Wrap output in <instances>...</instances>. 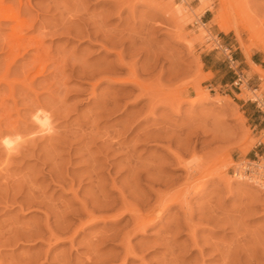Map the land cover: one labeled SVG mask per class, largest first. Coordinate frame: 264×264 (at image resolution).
Returning <instances> with one entry per match:
<instances>
[{
	"label": "rangeland",
	"instance_id": "374dc122",
	"mask_svg": "<svg viewBox=\"0 0 264 264\" xmlns=\"http://www.w3.org/2000/svg\"><path fill=\"white\" fill-rule=\"evenodd\" d=\"M202 1L4 0L0 264H264V0Z\"/></svg>",
	"mask_w": 264,
	"mask_h": 264
},
{
	"label": "bare ground",
	"instance_id": "6f19581e",
	"mask_svg": "<svg viewBox=\"0 0 264 264\" xmlns=\"http://www.w3.org/2000/svg\"><path fill=\"white\" fill-rule=\"evenodd\" d=\"M204 1V0H203ZM202 1V2H203ZM210 1V0H209ZM4 0H0V19H3V20H11V21H13V23H14V25H20L21 24V22H20V20H19V16H18V13H16V12H14V10L12 11L11 9H9L10 7H11V5H9L10 7L9 8H7L6 9V7H4L5 5H4ZM205 2V1H204ZM207 2V3H206ZM206 2H205V4L207 5V6H209V9H210V6H211V4H209L208 3V1L206 0ZM11 3V2H10ZM172 3V2H171ZM236 3V2H235ZM12 4V3H11ZM14 4H15V2H14ZM202 5H204L203 3H202ZM206 5H204V6H206ZM200 7V6H199ZM12 8V7H11ZM203 8V7H202ZM169 11V10H168ZM180 11V10H179ZM244 11V10H243ZM227 12H228V10H227ZM226 13V12H225ZM179 14V13H178ZM228 14H229V12H228ZM249 14V13H248ZM175 15V14H174ZM232 15V14H231ZM234 15H237V18H236V23H235V26H232L231 25V23H230V21L228 20V17L226 16V14H221V22L220 21H218V22H220V25H219V27H220V29L222 30V31H224V32H228V31H230V30H232V29H235L237 32H238V36L240 35L239 34V31H238V27H239V25H242L243 27H244V29L245 30H247L250 34H251V37L252 36H256L257 37V35H258V29L256 28V26H255V23H254V21L252 20V19H250V17L248 18V16H244V17H242V16H239L237 13H234ZM169 18H170V16H169ZM252 18V17H251ZM21 19V18H20ZM175 19V18H174ZM21 21H22V19H21ZM233 21V20H232ZM231 21V22H232ZM25 23V22H24ZM176 23V22H175ZM181 23V22H180ZM179 23V24H180ZM26 24H27V22H26ZM23 25H25V24H21V27L23 26ZM181 25V24H180ZM25 26H27V25H25ZM241 26V27H242ZM156 27H154V29H155ZM19 29V28H18ZM100 29V28H99ZM16 30H14V32H15ZM18 32V31H17ZM100 33V32H99ZM106 34V33H105ZM113 34V33H112ZM18 35V34H17ZM104 36V35H103ZM110 37V36H109ZM23 36H17V38H16V43L18 44V43H20V44H22V43H27L26 42V40L23 42ZM112 39V38H111ZM122 40V39H121ZM106 41V40H105ZM117 41V40H116ZM255 41V40H254ZM119 42V41H118ZM29 44L31 43V41L30 42H28ZM110 43V42H109ZM115 43V42H114ZM114 43H112V44H114ZM29 44H28V46H29ZM34 44V43H33ZM32 43H31V46L33 45ZM116 44V43H115ZM117 44H119V43H117ZM250 44H251V41H250ZM249 44V45H250ZM27 46V45H26ZM102 46V45H101ZM251 46V45H250ZM246 47V46H245ZM246 50V49H245ZM117 56H118V58L119 59H122V56H121V53L120 52H118L117 53ZM250 60V59H249ZM124 63V62H123ZM251 64L254 66V68H255V70H256V72L257 73H259L261 76H264V70H262L261 69V67L260 66H258V65H255V64H253L252 62H251ZM120 65V64H119ZM125 66V65H124ZM46 69V68H45ZM38 72V71H37ZM41 72V71H40ZM130 72H131V70H130ZM130 72H128V74L130 75ZM132 74V73H131ZM134 74V73H133ZM130 78H131V75L129 76ZM137 78V77H136ZM129 80V79H128ZM125 81V80H124ZM129 81H132V82H134V84L133 85H136V86H140L141 84H139L140 83V81H138V80H136L135 79V76H134V78H131ZM143 85V84H142ZM138 87H136V88H138ZM142 88V87H141ZM253 92V91H252ZM145 95H147V94H145ZM149 95V94H148ZM256 97V96H255ZM256 99V98H255ZM150 103V102H149ZM153 103V102H152ZM156 103V102H155ZM148 105V104H147ZM183 147V146H182ZM171 155V154H170ZM179 156V155H178ZM175 157V160H176V156H174ZM178 165V164H177ZM188 166V165H187ZM188 167H190V166H188ZM244 169H245V166H243V163H238V164H236L235 165V167H234V172H233V176H236L238 179H243V178H249L250 180H253L254 182H257L258 183V179L257 178H255L254 176H247V175H245L244 174ZM184 170V169H183ZM187 172V171H186ZM224 175V174H223ZM232 176V177H233ZM223 178V177H222ZM221 178V179H222ZM224 180L226 181L227 179H226V177L224 176ZM224 181V182H225ZM227 182V181H226ZM229 182H227V184H228ZM226 184V185H227ZM193 185H195V184H193ZM224 190H225V188H224ZM158 198V197H157ZM162 200V199H161ZM163 202H164V200H163ZM163 202H162V204H163ZM161 203V202H160ZM183 204V203H182ZM161 205V204H160ZM150 207V206H149ZM169 210V209H168ZM189 213H190V211H189ZM211 214V213H210ZM223 214V213H222ZM212 215V214H211ZM210 215V216H211ZM136 216V215H135ZM214 216V215H213ZM215 217V216H214ZM218 217V216H217ZM146 218V217H145ZM207 218H208V216H207ZM210 218V217H209ZM212 218V217H211ZM135 219H136V217H135ZM138 219V218H137ZM144 219V218H143ZM213 219V218H212ZM215 219H216V217H215ZM218 219V218H217ZM220 219H222V218H220ZM145 221V220H144ZM209 221V220H208ZM139 222V221H138ZM140 222H141V220H140ZM143 222V221H142ZM141 222V223H142ZM146 222V221H145ZM214 222V221H213ZM224 222V221H223ZM137 223V222H136ZM216 223H217V221H216ZM143 224H145V223H143ZM146 224H148V223H146ZM145 224V225H146ZM220 224V223H219ZM141 225V224H140ZM137 226V225H136ZM192 226V225H191ZM141 227V226H140ZM139 229H141V228H139ZM176 231V230H175ZM173 235H174V233H173ZM192 236V235H191ZM169 237V236H168ZM193 237V236H192ZM191 237V238H192ZM171 239V238H170ZM192 243V242H191ZM166 244V243H165ZM171 245V244H170ZM168 247V246H167ZM197 247V246H196ZM169 248V247H168ZM170 249V248H169ZM224 250V249H223ZM225 251V250H224ZM170 253H172V252H170ZM225 253H227V251L226 252H224V254ZM220 254V253H219ZM222 254V253H221ZM222 256V255H221ZM226 256V255H225ZM170 257V256H169ZM227 257H229V256H227ZM230 258V257H229ZM168 259V258H167ZM178 259V258H177ZM176 259V260H177ZM169 260V259H168ZM167 260V261H168ZM170 260H172V259H170ZM175 260V261H176ZM225 260H227L226 258H225ZM224 260V261H225ZM230 261V260H229ZM233 262H235L234 260H232ZM173 262V261H172ZM228 262V261H227ZM232 262V263H233ZM167 264V263H166ZM170 264H171V262H170ZM174 264H176V263H174ZM178 264V263H177ZM224 264V263H223ZM227 264H229V263H227ZM244 264V263H243Z\"/></svg>",
	"mask_w": 264,
	"mask_h": 264
},
{
	"label": "built area",
	"instance_id": "2783aa9c",
	"mask_svg": "<svg viewBox=\"0 0 264 264\" xmlns=\"http://www.w3.org/2000/svg\"><path fill=\"white\" fill-rule=\"evenodd\" d=\"M236 73V79L234 81L235 84H238L239 82H241V74L237 73V71L235 70ZM264 155V154H262ZM250 163H243V166H245L244 169V174H254L256 176L260 175L262 177H264V164H253V166L249 165Z\"/></svg>",
	"mask_w": 264,
	"mask_h": 264
},
{
	"label": "crops",
	"instance_id": "0c3cea01",
	"mask_svg": "<svg viewBox=\"0 0 264 264\" xmlns=\"http://www.w3.org/2000/svg\"><path fill=\"white\" fill-rule=\"evenodd\" d=\"M253 64H255V65H258V64H260V63H258V62H255V61H251ZM259 66V65H258ZM256 107H258L259 106V104H256L255 105ZM257 123H258V126H259V129H258V131H257V133H259V134H262V135H264V116H262V115H258V120H257ZM257 146L259 147V150H262L261 152V154H264V142H258V144H257ZM256 146V147H257Z\"/></svg>",
	"mask_w": 264,
	"mask_h": 264
}]
</instances>
